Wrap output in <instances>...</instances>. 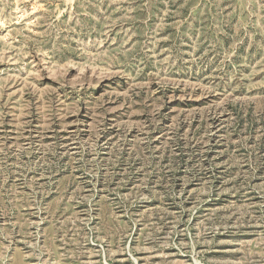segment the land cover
<instances>
[{
  "label": "rangeland",
  "instance_id": "rangeland-1",
  "mask_svg": "<svg viewBox=\"0 0 264 264\" xmlns=\"http://www.w3.org/2000/svg\"><path fill=\"white\" fill-rule=\"evenodd\" d=\"M0 264H264V0H0Z\"/></svg>",
  "mask_w": 264,
  "mask_h": 264
}]
</instances>
